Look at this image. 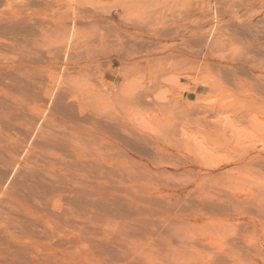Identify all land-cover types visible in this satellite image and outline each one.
Instances as JSON below:
<instances>
[{"label": "rangeland", "instance_id": "1", "mask_svg": "<svg viewBox=\"0 0 264 264\" xmlns=\"http://www.w3.org/2000/svg\"><path fill=\"white\" fill-rule=\"evenodd\" d=\"M0 264H264V0H0Z\"/></svg>", "mask_w": 264, "mask_h": 264}, {"label": "bare ground", "instance_id": "2", "mask_svg": "<svg viewBox=\"0 0 264 264\" xmlns=\"http://www.w3.org/2000/svg\"><path fill=\"white\" fill-rule=\"evenodd\" d=\"M71 40V39H70Z\"/></svg>", "mask_w": 264, "mask_h": 264}]
</instances>
